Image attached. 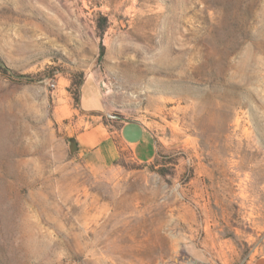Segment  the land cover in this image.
<instances>
[{
    "label": "rangeland",
    "instance_id": "1",
    "mask_svg": "<svg viewBox=\"0 0 264 264\" xmlns=\"http://www.w3.org/2000/svg\"><path fill=\"white\" fill-rule=\"evenodd\" d=\"M0 67V264L264 256V0H0ZM94 116L143 123L155 159L92 175Z\"/></svg>",
    "mask_w": 264,
    "mask_h": 264
},
{
    "label": "crops",
    "instance_id": "2",
    "mask_svg": "<svg viewBox=\"0 0 264 264\" xmlns=\"http://www.w3.org/2000/svg\"><path fill=\"white\" fill-rule=\"evenodd\" d=\"M79 103L86 113H97L102 109L101 92L94 80H83ZM92 119V123L75 136L74 143L76 153L92 175H99L126 157L140 165L155 159L157 142L143 123L125 122L115 128L113 123L101 120V116ZM253 264H264V256Z\"/></svg>",
    "mask_w": 264,
    "mask_h": 264
},
{
    "label": "trees",
    "instance_id": "3",
    "mask_svg": "<svg viewBox=\"0 0 264 264\" xmlns=\"http://www.w3.org/2000/svg\"><path fill=\"white\" fill-rule=\"evenodd\" d=\"M0 69H2V67H0ZM81 84H82V81H79V82L75 83V86H74L76 89L75 93L77 94V99H76L77 102H79V89H80Z\"/></svg>",
    "mask_w": 264,
    "mask_h": 264
},
{
    "label": "built area",
    "instance_id": "4",
    "mask_svg": "<svg viewBox=\"0 0 264 264\" xmlns=\"http://www.w3.org/2000/svg\"><path fill=\"white\" fill-rule=\"evenodd\" d=\"M50 87H51V88H54V87H55V85L52 83V84H50Z\"/></svg>",
    "mask_w": 264,
    "mask_h": 264
},
{
    "label": "water",
    "instance_id": "5",
    "mask_svg": "<svg viewBox=\"0 0 264 264\" xmlns=\"http://www.w3.org/2000/svg\"><path fill=\"white\" fill-rule=\"evenodd\" d=\"M73 146H75V144H73Z\"/></svg>",
    "mask_w": 264,
    "mask_h": 264
}]
</instances>
